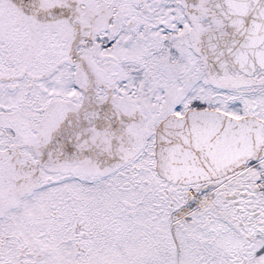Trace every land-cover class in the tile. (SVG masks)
<instances>
[{
  "label": "snow or ice",
  "instance_id": "obj_1",
  "mask_svg": "<svg viewBox=\"0 0 264 264\" xmlns=\"http://www.w3.org/2000/svg\"><path fill=\"white\" fill-rule=\"evenodd\" d=\"M0 264H264V0H0Z\"/></svg>",
  "mask_w": 264,
  "mask_h": 264
}]
</instances>
